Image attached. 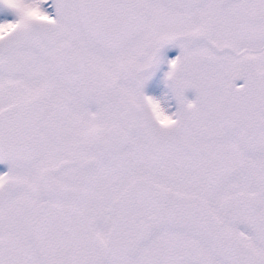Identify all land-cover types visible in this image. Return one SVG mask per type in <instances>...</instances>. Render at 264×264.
Here are the masks:
<instances>
[{"label": "snow or ice", "instance_id": "6c2138e0", "mask_svg": "<svg viewBox=\"0 0 264 264\" xmlns=\"http://www.w3.org/2000/svg\"><path fill=\"white\" fill-rule=\"evenodd\" d=\"M0 164V264H264V0H0Z\"/></svg>", "mask_w": 264, "mask_h": 264}, {"label": "flooded vegetation", "instance_id": "af4514ba", "mask_svg": "<svg viewBox=\"0 0 264 264\" xmlns=\"http://www.w3.org/2000/svg\"><path fill=\"white\" fill-rule=\"evenodd\" d=\"M177 51H178V50H175V49L171 50V51L168 53L169 57L175 55ZM163 70H165V69L162 68V71H163ZM160 75H161V73L158 72L156 78H158ZM160 87H161V89H162V88H163V85H160ZM192 95H193L192 93H188V96H189L190 99L192 98ZM4 167H5L4 165L0 164V170H3Z\"/></svg>", "mask_w": 264, "mask_h": 264}]
</instances>
